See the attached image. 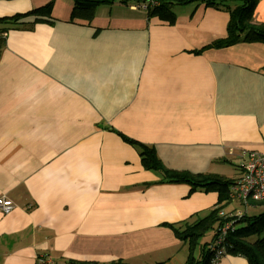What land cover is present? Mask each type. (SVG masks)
Instances as JSON below:
<instances>
[{"label":"crops","instance_id":"crops-1","mask_svg":"<svg viewBox=\"0 0 264 264\" xmlns=\"http://www.w3.org/2000/svg\"><path fill=\"white\" fill-rule=\"evenodd\" d=\"M49 3V18L10 20ZM135 4L98 6L86 22L74 0H0V201L15 206L0 211V264H184L173 228L217 194L161 183L123 138L168 169L233 181L230 153L264 154V44L213 48L225 11L175 6L169 23Z\"/></svg>","mask_w":264,"mask_h":264},{"label":"trees","instance_id":"trees-1","mask_svg":"<svg viewBox=\"0 0 264 264\" xmlns=\"http://www.w3.org/2000/svg\"><path fill=\"white\" fill-rule=\"evenodd\" d=\"M115 1L126 4L130 0H74L72 18L89 22L98 6L111 4ZM132 1L136 4L146 2V0ZM155 1L158 4L148 8L146 11L147 16L158 17L167 20L169 23L174 20L175 16L171 9L175 6L204 5L205 7L227 12L229 14L226 26L227 35L225 38L213 42L212 47L215 49L229 48L238 43L264 44V23L252 24L257 0ZM51 10L52 3H49L26 14L15 15L10 20L16 22L23 17L49 18ZM2 47L3 40H0V51ZM123 140L137 149L142 167L147 171L159 174L161 183L185 184L190 187V193L201 190L217 194V205L215 208L210 209L201 217L183 222V227L180 231L173 228L176 238L185 243L188 248L187 259L184 264H213L223 255H240L246 259L247 264H264V201L254 205L262 207L260 214L249 215L247 210L235 221L231 230L227 232L223 244L215 247L218 228L232 219L227 216L228 214L236 213L235 209L223 211V207L226 203H229L230 188L234 181L217 174H192L168 169L162 164L152 147L127 138H123ZM220 211L223 212V215L219 214ZM209 231L213 232V238L210 243L199 245V239ZM220 250L223 253L218 256ZM108 264L126 263L122 260H114Z\"/></svg>","mask_w":264,"mask_h":264},{"label":"built area","instance_id":"built-area-1","mask_svg":"<svg viewBox=\"0 0 264 264\" xmlns=\"http://www.w3.org/2000/svg\"><path fill=\"white\" fill-rule=\"evenodd\" d=\"M158 3L155 0H146L135 4V8L147 11L149 7ZM238 168L240 176L233 182L230 188L229 199L236 202V213H230L227 216L232 218L218 228L217 237L215 239V247L223 244L226 234L231 230L233 224L246 211L253 207L256 203L264 201V155L259 153L240 152L237 155ZM15 206L9 200L0 201V211L2 213L10 212ZM223 215V212H219ZM223 251L218 252V256ZM35 264H56L54 260L48 256L39 255L35 259Z\"/></svg>","mask_w":264,"mask_h":264},{"label":"rangeland","instance_id":"rangeland-1","mask_svg":"<svg viewBox=\"0 0 264 264\" xmlns=\"http://www.w3.org/2000/svg\"><path fill=\"white\" fill-rule=\"evenodd\" d=\"M248 153H254V152H248ZM229 155H231L232 156V158L233 159H237V155H240V152H237V153H235V154H232V153H230ZM264 155V154H263ZM248 211H249V215H252L251 214V212H253L252 210H250V209H248ZM206 213V212H205ZM204 213V214H205ZM212 235H213V232L212 231H209V232H207L203 237H201L200 239H199V245H201V244H203V243H210V241H211V238H212ZM207 241V242H206ZM198 248V247H197Z\"/></svg>","mask_w":264,"mask_h":264}]
</instances>
